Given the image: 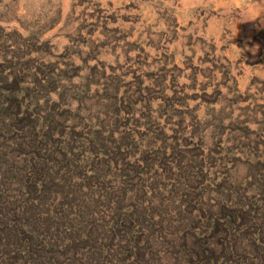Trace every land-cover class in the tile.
Returning a JSON list of instances; mask_svg holds the SVG:
<instances>
[{
  "label": "rangeland",
  "instance_id": "1",
  "mask_svg": "<svg viewBox=\"0 0 264 264\" xmlns=\"http://www.w3.org/2000/svg\"><path fill=\"white\" fill-rule=\"evenodd\" d=\"M44 160L74 181L33 203L37 240L2 216ZM100 168L146 172L131 242L92 204ZM0 264H264V0H0Z\"/></svg>",
  "mask_w": 264,
  "mask_h": 264
},
{
  "label": "trees",
  "instance_id": "2",
  "mask_svg": "<svg viewBox=\"0 0 264 264\" xmlns=\"http://www.w3.org/2000/svg\"><path fill=\"white\" fill-rule=\"evenodd\" d=\"M58 135H62V133H59ZM46 139L47 138L43 140L44 141L43 144L45 145L50 141L49 140L46 143ZM4 152L5 150L2 153ZM44 156L46 158V155ZM50 163H51L50 160L49 161L44 160L38 163L39 165L41 164L40 169H37L36 165L31 167L29 163L27 162L23 163L22 168H25V170L30 169V172L32 174L31 176H33L34 179L32 181H29L31 179V176H30V179L26 181L21 180L23 178L19 179L17 176H15L14 178L15 179L17 178L18 180H20V181H16L17 186H19L18 187L19 189L23 188V185L27 186L26 188H28L29 190V193L27 195L28 198L27 200L25 199V200L19 201L18 204H22V205L18 206V211L13 210V212L8 213V214L4 213L2 216L4 223L7 220V216L11 214H14L16 216L13 218V222L17 221V223H20V221H18L17 218H23L21 221H24V225H26V227H29L28 228L29 231H23V233H28L30 234L31 238H37V240L40 239L42 234L41 232H39L37 236L35 237V232L33 231L34 220L38 223L40 228L41 227L43 228V226L50 225V224L47 222L49 221L48 219L44 221L42 225L40 221L41 218H39V215L37 214L33 203L37 200L38 202H42L44 200H51V197L54 196V194L56 196L64 195V192H67V190H69L68 186H71V187L73 186V181H74V175H72V177L70 178L59 177V176L57 177ZM107 166L109 167V164ZM136 171L137 172L135 171L130 172V171H126V169L123 173H121V171H115L116 174H113V175H115L116 177L113 178L110 175L112 173L108 174L107 171H103V168H100L98 171L96 170L95 172H92L90 176V181L89 179H87L88 178L87 176H83L85 186H86L88 193H93L94 191H96L94 187L96 186L97 183H99V185L101 184L100 188L96 191L97 197L95 199V203H92V204H95V207L96 205L101 206L102 208L108 207L107 216L108 218H110V221H111L108 242H113L116 237L120 238L118 239V241H116V243H118L119 241L122 242L125 239H129V241L131 242L132 237H133L132 236L133 227L139 225L142 219V216L144 214L143 212H145V210H148L149 206L143 205L148 196V193H147L148 191L147 189H145V186H143V181H142V178L143 176L146 175V172H144L143 170L141 171L142 173L141 174V173H138L139 171L137 169ZM105 172L111 178V180L109 179V183H104L105 180L107 179V175H105ZM135 179H137V181H135ZM183 180L184 178L182 176H180L179 178L177 177L175 179H171V188L169 190V193L171 195H174L175 192L176 194H179L181 191H185ZM85 204L86 203H83V205ZM149 204L151 205V207L153 206L158 207L157 212H161L162 210L161 206H157V205L155 206L154 205L155 203L153 202L152 199H149ZM16 207H14V209H16ZM237 211H240L242 213L243 216H241V219H244L246 214L249 215L247 211H242V209L237 210ZM211 216H212V220L208 221L209 225L214 224L217 218L216 215H211ZM227 217H228V221H227L228 223L224 226V228H226L229 233L231 226L235 224V222H237V219H239L240 216L232 214L230 217L229 216ZM194 221L196 220H192L191 223H194ZM63 222L66 227L67 226L72 227L70 224L65 223V220ZM44 233L48 235V233L46 232ZM73 236H75V234H73ZM87 236L88 238H91V240L95 239V241H99V240L101 241V237H102L100 236V233L98 232V230L94 228H90L88 230ZM194 238H195L194 239L195 245L200 246L201 238L199 239L197 235H195ZM18 239L22 240L20 237H18ZM81 239H84V238L76 236V239L74 238V241H78ZM184 239L185 238H183V240ZM5 241L7 242V244H10V243L15 244L14 243L15 240L13 239L10 240L7 238ZM119 244L121 245V243ZM117 248L121 249V246H118ZM194 252L199 253L197 247H194ZM204 253L208 254L206 253V251H204ZM211 257L212 256H209V258Z\"/></svg>",
  "mask_w": 264,
  "mask_h": 264
}]
</instances>
